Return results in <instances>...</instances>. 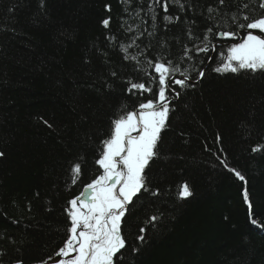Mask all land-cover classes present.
<instances>
[{"label":"trees","instance_id":"16d2710c","mask_svg":"<svg viewBox=\"0 0 264 264\" xmlns=\"http://www.w3.org/2000/svg\"><path fill=\"white\" fill-rule=\"evenodd\" d=\"M150 2L0 0V264H34L63 246L67 202L102 173L95 160L111 121L155 98L156 84L141 94L128 91L129 81L147 86L154 79L151 69L141 71L145 57L176 62L183 45L199 43L189 41L187 29L202 38L213 25L206 9L218 4L182 0L184 12L170 5L169 15L180 19L167 26L158 8L153 29ZM226 5L230 11L234 0ZM109 17L104 28L100 21ZM137 25L144 35L129 54L143 53L139 65L120 51L136 35L126 29ZM226 28L220 21L214 32ZM231 30L245 35L235 25ZM238 38L213 36L214 51L183 63L190 86L172 85L181 94L169 93L173 110L146 168L148 190L133 197L122 218L126 246L115 264H264V71H212ZM201 67L206 74L197 78L191 69ZM75 163L82 173L72 184ZM229 168L245 177L257 225L243 202L245 183ZM183 183L190 197H179ZM153 215L158 219L150 222Z\"/></svg>","mask_w":264,"mask_h":264},{"label":"snow or ice","instance_id":"6c2138e0","mask_svg":"<svg viewBox=\"0 0 264 264\" xmlns=\"http://www.w3.org/2000/svg\"><path fill=\"white\" fill-rule=\"evenodd\" d=\"M122 3L131 5L132 0H122ZM170 5L179 8L180 12H184L186 8L182 0H151L147 14L151 15L153 29L156 28L158 21V8L164 13L162 19L165 26L179 22V15H169ZM188 7L192 6L188 5ZM228 7L226 0H218L216 6L207 7L206 19L212 21L213 25L204 31L202 38L194 35L189 27L187 29L189 41H199V43L194 42L191 48L187 44L183 45V54L176 62L164 56H157L155 59L145 57L147 68L141 71L148 75V70L151 69L155 74L154 79L147 86L144 82L129 81L128 91L138 90L141 94L153 93L152 84H156L158 88L154 92L155 98L140 103L137 110L122 109L121 114L111 121V128L106 139L101 142L98 158L95 160L102 173L87 183L84 191L78 196L67 202L70 207L66 208V211L71 225L66 230L69 235L63 241V246L54 254L55 257L61 258L58 264H115L114 258L126 246L121 232L122 218L126 215L127 207L133 202V197L142 190H148L146 168L157 156L156 149L161 132L167 126L169 113L173 110L169 93L174 98L179 97L180 91L172 85H177L181 89L190 86V69L183 68L182 65L186 60H193V53L199 55L210 50L214 51L215 46L211 39L213 36L234 38L237 32L232 31L231 26L235 25L237 29H244L247 34L242 42L233 43L228 47L226 56L221 53L223 61L212 71L233 73L240 70L264 71V0H234V6L230 11ZM104 8L106 11H111L108 4H105ZM125 11L127 12L128 9ZM141 11L142 8L134 15L140 18ZM220 21L227 25L226 30L214 32V28L220 26ZM141 22H143L142 18ZM100 23L104 28H109L110 17L102 19ZM191 23L194 24L195 21ZM134 30L136 35L132 37L131 43L121 44L120 51L124 54L125 60L135 61L139 65L138 56L143 53L131 55L129 49L138 47L136 42L144 33L139 30L138 25L135 29L132 26L126 29L129 33ZM148 35L153 36L154 32H148ZM109 39L115 38L109 37ZM161 47H164V44ZM208 59L211 60L212 57L209 56ZM191 71L196 72L197 78H203L206 74L203 67L198 70L192 68ZM177 73L182 78H177ZM111 75L115 76L116 73L113 72ZM40 119L43 120L42 117ZM43 123L48 124L46 120H43ZM252 150L255 152L261 149L257 147ZM4 155V152H0V158ZM221 164L228 168L226 161L221 160ZM229 171L245 183L241 193L243 202L248 207L250 222L257 225V221L252 219L254 209L244 175L236 169L229 168ZM70 173L72 184H76L82 173L81 164H73ZM178 195L180 198L192 195L187 183L180 185ZM148 219L150 222H155L158 217L153 215ZM139 231L143 234L146 229L141 227ZM137 239L143 242L144 235L138 236ZM52 261L53 257H48L35 261L34 264H52ZM13 264H25V261L16 259Z\"/></svg>","mask_w":264,"mask_h":264},{"label":"flooded vegetation","instance_id":"af4514ba","mask_svg":"<svg viewBox=\"0 0 264 264\" xmlns=\"http://www.w3.org/2000/svg\"><path fill=\"white\" fill-rule=\"evenodd\" d=\"M74 255V253H73ZM53 257V261L52 264H58L59 259H61L60 257H55V255L52 256ZM47 259V258H46Z\"/></svg>","mask_w":264,"mask_h":264},{"label":"rangeland","instance_id":"374dc122","mask_svg":"<svg viewBox=\"0 0 264 264\" xmlns=\"http://www.w3.org/2000/svg\"><path fill=\"white\" fill-rule=\"evenodd\" d=\"M244 32H246V31H244ZM246 36V34L245 35H243V37H242V39L241 40H239L238 42H236V43H240V42H242V40H243V38ZM221 38V37H220ZM135 134V133H134Z\"/></svg>","mask_w":264,"mask_h":264},{"label":"bare ground","instance_id":"6f19581e","mask_svg":"<svg viewBox=\"0 0 264 264\" xmlns=\"http://www.w3.org/2000/svg\"><path fill=\"white\" fill-rule=\"evenodd\" d=\"M239 34H240V32H237V35H239ZM60 247H61V246H60ZM58 248H59V247L56 248V251L58 250ZM56 251H55V252H56ZM55 252L53 253V255L55 254ZM53 255H51L50 257H52Z\"/></svg>","mask_w":264,"mask_h":264}]
</instances>
